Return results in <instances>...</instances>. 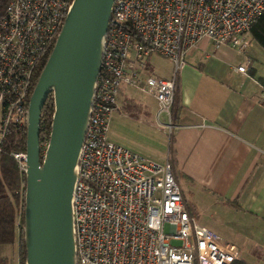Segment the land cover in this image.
Returning <instances> with one entry per match:
<instances>
[{"label":"built area","instance_id":"1","mask_svg":"<svg viewBox=\"0 0 264 264\" xmlns=\"http://www.w3.org/2000/svg\"><path fill=\"white\" fill-rule=\"evenodd\" d=\"M71 3L6 4L0 19V149L9 127L26 125L35 74ZM263 11L264 0H114L76 166L75 264H230L238 258L235 243L200 222L169 159L140 154L108 132L119 88L127 85L155 97L157 121L170 139L177 73L187 50L202 38L229 42L243 53L237 70L248 73L252 58L242 35ZM153 54L172 62L169 78L146 72L144 61ZM261 89L264 107V83ZM11 155L24 172L25 149Z\"/></svg>","mask_w":264,"mask_h":264},{"label":"crops","instance_id":"2","mask_svg":"<svg viewBox=\"0 0 264 264\" xmlns=\"http://www.w3.org/2000/svg\"><path fill=\"white\" fill-rule=\"evenodd\" d=\"M242 36L252 58L248 73L237 70L243 53L229 42L202 38L187 50L177 73L170 139L157 121L152 95L158 149L148 157L169 159L197 211L224 213L215 231L239 247L238 257L264 264V48L249 32ZM152 72L169 78L173 67ZM133 89L122 85L118 96ZM0 256L19 264L17 243H1Z\"/></svg>","mask_w":264,"mask_h":264},{"label":"water","instance_id":"3","mask_svg":"<svg viewBox=\"0 0 264 264\" xmlns=\"http://www.w3.org/2000/svg\"><path fill=\"white\" fill-rule=\"evenodd\" d=\"M114 0H72L29 95L23 208L24 264H75L72 194ZM53 112L41 152V110Z\"/></svg>","mask_w":264,"mask_h":264},{"label":"trees","instance_id":"4","mask_svg":"<svg viewBox=\"0 0 264 264\" xmlns=\"http://www.w3.org/2000/svg\"><path fill=\"white\" fill-rule=\"evenodd\" d=\"M7 2L8 0H0V19L4 14ZM247 31L264 48V11L251 23ZM51 47L47 50L38 66L33 84H35L38 74L44 66ZM53 107V97L50 92L44 102L40 116L39 140L41 152L49 136ZM25 143L26 125L11 126L6 133L0 149V244L17 243L19 264H24L26 254L22 229L25 175L19 169L11 152L24 150ZM17 219L19 220L18 226L15 224ZM0 264H8L7 257L0 256ZM230 264L247 263L238 257L233 259Z\"/></svg>","mask_w":264,"mask_h":264},{"label":"rangeland","instance_id":"5","mask_svg":"<svg viewBox=\"0 0 264 264\" xmlns=\"http://www.w3.org/2000/svg\"><path fill=\"white\" fill-rule=\"evenodd\" d=\"M246 32L248 31H244L243 34ZM144 67L151 72H167L173 67V64L164 56L152 55L145 59ZM130 92L118 96L119 109L112 114L109 134L119 141L117 143H121L145 156H155L158 149L157 138L155 137V118L152 117L155 114V100L151 94L137 88L130 90ZM198 212L200 222L214 231L215 227L219 226L217 221L226 217L222 211ZM164 229L166 232L169 231L168 223L164 224ZM172 242L178 243L179 240L172 239Z\"/></svg>","mask_w":264,"mask_h":264}]
</instances>
